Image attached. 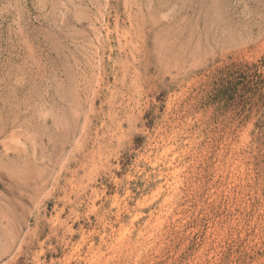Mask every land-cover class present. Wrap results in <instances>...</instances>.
Returning a JSON list of instances; mask_svg holds the SVG:
<instances>
[{
    "label": "rangeland",
    "instance_id": "obj_1",
    "mask_svg": "<svg viewBox=\"0 0 264 264\" xmlns=\"http://www.w3.org/2000/svg\"><path fill=\"white\" fill-rule=\"evenodd\" d=\"M261 85L264 0H0V264H264Z\"/></svg>",
    "mask_w": 264,
    "mask_h": 264
},
{
    "label": "trees",
    "instance_id": "obj_2",
    "mask_svg": "<svg viewBox=\"0 0 264 264\" xmlns=\"http://www.w3.org/2000/svg\"><path fill=\"white\" fill-rule=\"evenodd\" d=\"M243 65L232 64L226 66L222 70L218 71L217 75L214 77L215 81L212 85L214 88L212 89L213 94L219 98L222 103L224 104H231L235 102L238 93V83H236V76L243 77L246 80L249 76H257L261 77L258 74L259 68L254 66L253 68H246L244 71H240ZM250 74V75H249ZM263 83V82H262ZM261 83V84H262ZM249 82L247 83V85ZM262 88L259 90L261 91L260 98L264 99V85H261ZM244 90V89H243ZM251 90H246L249 92Z\"/></svg>",
    "mask_w": 264,
    "mask_h": 264
}]
</instances>
